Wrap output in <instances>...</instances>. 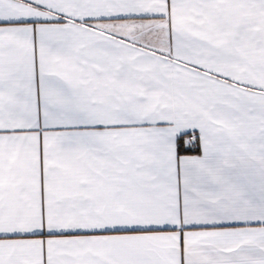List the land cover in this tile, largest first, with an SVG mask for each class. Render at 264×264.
Listing matches in <instances>:
<instances>
[{
  "label": "snow or ice",
  "instance_id": "6c2138e0",
  "mask_svg": "<svg viewBox=\"0 0 264 264\" xmlns=\"http://www.w3.org/2000/svg\"><path fill=\"white\" fill-rule=\"evenodd\" d=\"M0 264H264V0H0Z\"/></svg>",
  "mask_w": 264,
  "mask_h": 264
}]
</instances>
